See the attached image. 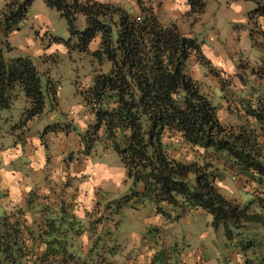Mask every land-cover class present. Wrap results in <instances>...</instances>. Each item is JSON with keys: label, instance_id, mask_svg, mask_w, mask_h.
Wrapping results in <instances>:
<instances>
[{"label": "trees", "instance_id": "trees-1", "mask_svg": "<svg viewBox=\"0 0 264 264\" xmlns=\"http://www.w3.org/2000/svg\"><path fill=\"white\" fill-rule=\"evenodd\" d=\"M31 2L7 3L0 29V114L23 95L27 107L21 120L26 122L44 110L41 76L29 56L6 58L4 48L7 34L23 23ZM44 2L65 19L70 36L66 45L89 52L99 66L94 68L91 85L80 91L93 121L78 135L82 154L87 155L101 136L125 168L132 187L128 195L117 200L114 211L128 203L136 206L146 202L162 215L168 213L164 205L182 211L202 210L212 217L213 227H221L224 247L243 252L255 245L247 234L255 227L264 229V215L251 210L254 198L247 204L227 198L216 184L219 166L174 152L186 145L224 154L242 177V190L244 187L253 197L250 184L264 189V56L253 70L254 79L261 81L258 89L254 87L257 98L253 104L245 102V110L254 121L225 126L218 119L209 91L189 71L191 56L209 67L200 43L174 23H161L151 0H136L135 14L118 4L97 0ZM188 4L191 13L203 11V0H188ZM79 16L83 17L82 27ZM249 20L252 32L264 39L261 0L249 12ZM95 41L97 47L89 51ZM53 129L63 130L58 124ZM34 194L28 191L25 208L14 206L0 214V264H88L91 254L82 256L73 247L83 228L65 199L49 205ZM26 212L34 220L28 222ZM237 233L240 239H235ZM256 245L264 248L260 241ZM260 252L258 263L264 264V252ZM245 263L255 264L252 260Z\"/></svg>", "mask_w": 264, "mask_h": 264}, {"label": "rangeland", "instance_id": "rangeland-1", "mask_svg": "<svg viewBox=\"0 0 264 264\" xmlns=\"http://www.w3.org/2000/svg\"><path fill=\"white\" fill-rule=\"evenodd\" d=\"M203 1L201 13L192 12L189 20L175 23L206 50L237 30L234 24L231 32L226 28L232 22L233 8L245 19L246 13L254 7L253 0ZM261 1L264 4V0ZM10 2L0 0V29L4 22L2 11ZM119 4L134 14L137 11L126 2ZM83 23V17L79 16L78 25L82 27ZM69 37L65 19L44 0H32L23 23L7 34L5 57L29 56L39 70L44 110L31 121H22L27 101L21 95L10 109L0 114V214L14 206L25 208L29 190L49 205H58L60 198H64L69 211L80 220L83 228L81 235L74 239L73 247L82 256L91 254L88 264H246V260L260 264V251L264 252V248L256 245L258 241L264 243V229L260 227L250 229L247 236L255 245L242 252L227 245L224 247L221 227H213L212 217L202 210L182 211L180 207L164 205L168 213L162 215L156 213L152 203L146 202L136 206L128 203L114 211L117 200L130 193L132 183L118 155L101 136L87 155L82 154L83 145L78 134L87 129L93 116L85 108L80 91L91 85L94 68L99 66L92 61L89 52L67 46L65 41ZM40 38H43V47L48 41H55L56 50L39 57L34 47L40 45ZM260 42L264 44L262 37ZM96 47L97 41L90 44L89 51ZM238 56L235 54V60ZM48 74L51 79L47 80ZM207 90L214 105L221 102L220 87L210 84ZM59 119L61 123H51ZM38 122L43 124L42 129L35 130ZM56 124L66 133L62 139L72 144L71 151L69 148L57 155L59 162H56V150H59L56 130H52ZM39 151L42 163L35 165L30 158ZM179 153L187 159L198 157L219 166L221 171L216 184L220 192L240 204H247L254 198L251 210H259L264 215L263 187L250 184L249 191L255 193L253 197L242 190V177L236 174L229 157L214 154L211 149L186 145L174 152ZM59 156L63 157L61 162ZM11 178L17 182L15 191L10 186ZM25 214L28 222L34 220L30 212ZM235 237L240 239L241 234Z\"/></svg>", "mask_w": 264, "mask_h": 264}, {"label": "crops", "instance_id": "crops-1", "mask_svg": "<svg viewBox=\"0 0 264 264\" xmlns=\"http://www.w3.org/2000/svg\"><path fill=\"white\" fill-rule=\"evenodd\" d=\"M97 1L109 2L118 5H120L119 3L126 2L130 4V6L134 9H137L136 0ZM151 1L161 23H174L177 26L175 22H177L178 20H181V22L189 20V15L191 14V12L188 0ZM257 1L258 0H253L254 7L246 13L245 19L240 18L235 13V9L233 8L231 12L232 22H229L226 28L227 32L229 33L231 32L230 27H232V25L234 24L237 30L233 31L230 36H224L225 40L223 42L214 43L213 48L208 50L202 49L201 46L200 50L202 56L208 62L209 67L206 68V66L199 63L195 56H191L189 59L190 74L195 80L200 82L203 89H206L205 91H209L207 90V87H209L210 84L211 87L218 86L221 88L223 92V99H221V102L215 106L217 108L218 119L220 123L225 126L242 125L246 121H254V119L245 110V102H249L252 104L255 102L257 96H255L254 94V87L256 86V88L258 89L261 83L260 80L257 81L254 79L255 75L253 74V70L258 66V64H260V58L264 56V52L262 53L261 48L262 44L260 42L261 36L257 35V33L252 32V25L249 20V12L256 7ZM239 20L242 21V23H235ZM41 39L43 38H40V45L34 47L35 53H38L39 57L40 55L44 57L46 52L56 50L55 41H48L49 44L43 47V42L41 41ZM235 54L239 55L236 60L234 58ZM246 75L248 76L245 77ZM204 76H207V78L204 79ZM243 77H245V81ZM220 81H222V83H220ZM250 88L252 89V91H250ZM51 123H61V120H55ZM37 125H39L40 127ZM41 126H43L41 122L36 123L35 130L40 128L42 129ZM62 134L63 136H61ZM62 137H66V133L64 131H56V145H58L59 148V150H56V162H59L57 155L65 152L69 148L70 151L72 150V144H67V141L65 142ZM59 158L61 162L63 157L59 156ZM30 161H33L35 165H39L40 163H42L41 152L39 151L37 155L32 156L30 158ZM30 161L28 162L29 164ZM58 167H56V169ZM9 182L11 184L10 186L13 187L12 190L15 191L17 186L16 180L13 178ZM244 189L245 188L243 187V190ZM238 190H240V187Z\"/></svg>", "mask_w": 264, "mask_h": 264}]
</instances>
